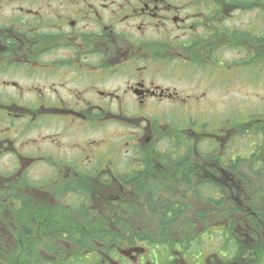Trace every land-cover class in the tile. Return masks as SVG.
Returning a JSON list of instances; mask_svg holds the SVG:
<instances>
[{"label": "flooded vegetation", "instance_id": "flooded-vegetation-1", "mask_svg": "<svg viewBox=\"0 0 264 264\" xmlns=\"http://www.w3.org/2000/svg\"><path fill=\"white\" fill-rule=\"evenodd\" d=\"M262 79L264 0H0L1 264H264Z\"/></svg>", "mask_w": 264, "mask_h": 264}, {"label": "rangeland", "instance_id": "rangeland-1", "mask_svg": "<svg viewBox=\"0 0 264 264\" xmlns=\"http://www.w3.org/2000/svg\"><path fill=\"white\" fill-rule=\"evenodd\" d=\"M246 90L249 95L240 97V96H234L233 101L235 102H244L245 106H243L244 111L243 112H237V111H231L229 110L226 114V121L234 122L236 120H243V118H246V115L249 113L254 112L255 110H261L264 108V79L260 81V85L258 87H255L254 85H249L246 87ZM253 94H258L259 96H253ZM246 97V98H245ZM250 115V114H249ZM217 122H214L213 128L216 129L219 127L220 123L216 124ZM241 144L243 145L245 139L241 138ZM205 145V143H203ZM201 145V146H203ZM167 147H169V144H167ZM178 147V146H176ZM174 149V145L169 147V151H172ZM29 214H23V216L20 219V224L26 223V221L29 218ZM29 221V220H28ZM26 243H29L31 245L27 246L31 249V252L24 254L23 256L14 254V255H7L6 263L9 264H24L26 261H31L29 263H33V242H27V240H23ZM2 258V257H1ZM46 256H34V259H36L37 263H48L46 260ZM1 261V260H0ZM26 264V263H25Z\"/></svg>", "mask_w": 264, "mask_h": 264}, {"label": "trees", "instance_id": "trees-1", "mask_svg": "<svg viewBox=\"0 0 264 264\" xmlns=\"http://www.w3.org/2000/svg\"><path fill=\"white\" fill-rule=\"evenodd\" d=\"M253 137H254V135H253ZM236 162H237V163H236ZM229 166H231V167H237V166H238V161L233 162V161L231 160ZM250 166L253 167V166H255V165H250ZM256 166H258V165H256ZM86 246H88V245H86ZM29 262H31V261H26L25 263H26V264H33V263H29Z\"/></svg>", "mask_w": 264, "mask_h": 264}]
</instances>
